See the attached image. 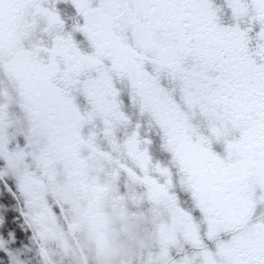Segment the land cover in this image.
<instances>
[{
    "label": "snow or ice",
    "instance_id": "1",
    "mask_svg": "<svg viewBox=\"0 0 264 264\" xmlns=\"http://www.w3.org/2000/svg\"><path fill=\"white\" fill-rule=\"evenodd\" d=\"M0 264H264V0H0Z\"/></svg>",
    "mask_w": 264,
    "mask_h": 264
}]
</instances>
